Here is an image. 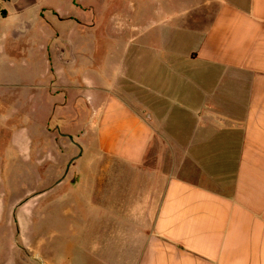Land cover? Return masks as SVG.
Segmentation results:
<instances>
[{"label": "crops", "instance_id": "crops-1", "mask_svg": "<svg viewBox=\"0 0 264 264\" xmlns=\"http://www.w3.org/2000/svg\"><path fill=\"white\" fill-rule=\"evenodd\" d=\"M30 7L17 4L19 13ZM132 16L114 28L128 36L117 41V58L93 75L94 43L53 38L44 56L49 111L86 100L83 153L93 143L100 166L77 172L71 140L65 160L85 193L79 200L93 205L91 251L112 261L98 264H264V0H194L168 20L149 14L142 26ZM169 20L180 24L171 39L151 41ZM77 24L83 34L97 29ZM78 118L66 136L75 137ZM44 127L60 188L55 135Z\"/></svg>", "mask_w": 264, "mask_h": 264}, {"label": "rangeland", "instance_id": "rangeland-1", "mask_svg": "<svg viewBox=\"0 0 264 264\" xmlns=\"http://www.w3.org/2000/svg\"><path fill=\"white\" fill-rule=\"evenodd\" d=\"M19 1L0 0V264L110 262L111 255L103 262L91 251L95 224L87 222L86 217L92 216L88 211L93 205L79 200L85 193L71 184L75 167L69 171L65 160L71 145L67 128L72 119L79 117L70 125L75 135L71 134L72 142L81 155L76 162L77 172L86 175L100 166L92 156L93 143L91 151L83 153L86 100L66 107L75 110L58 112L64 107L57 106L56 111H49L50 102L44 94L50 86L46 47L49 42L53 45V38L59 46L69 41L94 43V47L87 48L92 65L89 72L93 75L117 58V41H125L128 36L124 33L120 37L114 28L126 26L131 11L132 20L142 26L149 14L168 20L181 6L193 7L194 0H26L33 7L24 13L17 9ZM77 23H96L97 29L83 34V27ZM183 25L185 39L193 26L190 22ZM176 27H180L179 22L167 21L151 32V41L163 39L159 36H168ZM66 93L69 91L56 93L57 103L65 102ZM45 125L56 139V181L65 178L60 188L52 187L48 156L53 146L45 138ZM26 140L31 141L30 147L24 144ZM41 190L46 191L40 194ZM15 211L25 221L18 218L19 223L14 222Z\"/></svg>", "mask_w": 264, "mask_h": 264}, {"label": "water", "instance_id": "water-1", "mask_svg": "<svg viewBox=\"0 0 264 264\" xmlns=\"http://www.w3.org/2000/svg\"><path fill=\"white\" fill-rule=\"evenodd\" d=\"M71 141H73V138L72 137H68Z\"/></svg>", "mask_w": 264, "mask_h": 264}, {"label": "trees", "instance_id": "trees-1", "mask_svg": "<svg viewBox=\"0 0 264 264\" xmlns=\"http://www.w3.org/2000/svg\"><path fill=\"white\" fill-rule=\"evenodd\" d=\"M8 1V0H7Z\"/></svg>", "mask_w": 264, "mask_h": 264}]
</instances>
